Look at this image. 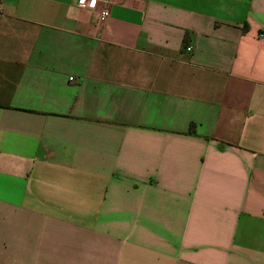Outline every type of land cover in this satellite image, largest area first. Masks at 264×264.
<instances>
[{
  "label": "crops",
  "instance_id": "obj_1",
  "mask_svg": "<svg viewBox=\"0 0 264 264\" xmlns=\"http://www.w3.org/2000/svg\"><path fill=\"white\" fill-rule=\"evenodd\" d=\"M79 2L1 0L0 264H264V0Z\"/></svg>",
  "mask_w": 264,
  "mask_h": 264
},
{
  "label": "built area",
  "instance_id": "obj_2",
  "mask_svg": "<svg viewBox=\"0 0 264 264\" xmlns=\"http://www.w3.org/2000/svg\"><path fill=\"white\" fill-rule=\"evenodd\" d=\"M92 1L93 0H80L79 4L82 6V7H90L91 4H92ZM2 12V6H1V0H0V13ZM110 16V11L109 9H105L101 12L100 14V21L101 23L105 22ZM189 52H191L193 50L192 47H188L187 49Z\"/></svg>",
  "mask_w": 264,
  "mask_h": 264
}]
</instances>
